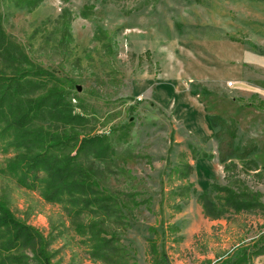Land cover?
<instances>
[{
  "label": "rangeland",
  "instance_id": "374dc122",
  "mask_svg": "<svg viewBox=\"0 0 264 264\" xmlns=\"http://www.w3.org/2000/svg\"><path fill=\"white\" fill-rule=\"evenodd\" d=\"M26 2L0 0L4 56L63 78L82 133L114 151L96 163L101 183L129 208L106 259L92 255L75 230L89 218L20 186L0 141V200L46 237L51 264H223L246 246L236 264H264L250 247L264 237V0ZM211 115L256 153L220 162ZM221 187L258 205L209 215L197 194L224 201Z\"/></svg>",
  "mask_w": 264,
  "mask_h": 264
},
{
  "label": "trees",
  "instance_id": "16d2710c",
  "mask_svg": "<svg viewBox=\"0 0 264 264\" xmlns=\"http://www.w3.org/2000/svg\"><path fill=\"white\" fill-rule=\"evenodd\" d=\"M8 52L10 45L0 12V60L10 69L0 70V141L14 150L4 172L20 186L34 189L38 185L44 201L65 203L69 216L86 215L88 221L77 223L75 230L88 235L90 241H97L92 255L105 260L110 241L124 224V207L129 210L120 192L105 188L100 170L95 168L96 163L111 161L114 151L105 135L82 133L85 118L73 112L62 88L63 78L24 56L8 61L4 56ZM47 83H51L49 88H45ZM209 117L219 144L220 162L256 153L254 145L245 148L235 143V129L230 123L219 116ZM221 190L227 193L224 201L210 198L208 189L197 194L209 215H222L226 205L235 211L258 205L242 201L228 188ZM216 200L219 205L214 203ZM261 242L250 246L257 254L264 249V237ZM48 246L49 241L38 229L18 218L0 200V264H51ZM248 250V246L242 248L236 258L223 264L244 260Z\"/></svg>",
  "mask_w": 264,
  "mask_h": 264
}]
</instances>
